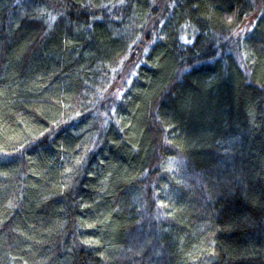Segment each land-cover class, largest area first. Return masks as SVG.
I'll list each match as a JSON object with an SVG mask.
<instances>
[{
  "label": "trees",
  "instance_id": "1",
  "mask_svg": "<svg viewBox=\"0 0 264 264\" xmlns=\"http://www.w3.org/2000/svg\"><path fill=\"white\" fill-rule=\"evenodd\" d=\"M0 264H264V0H0Z\"/></svg>",
  "mask_w": 264,
  "mask_h": 264
},
{
  "label": "snow or ice",
  "instance_id": "2",
  "mask_svg": "<svg viewBox=\"0 0 264 264\" xmlns=\"http://www.w3.org/2000/svg\"><path fill=\"white\" fill-rule=\"evenodd\" d=\"M22 147H23V145H22Z\"/></svg>",
  "mask_w": 264,
  "mask_h": 264
}]
</instances>
